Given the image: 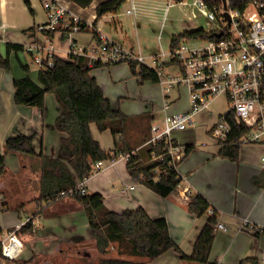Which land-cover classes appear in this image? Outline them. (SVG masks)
<instances>
[{"label":"crops","instance_id":"crops-1","mask_svg":"<svg viewBox=\"0 0 264 264\" xmlns=\"http://www.w3.org/2000/svg\"><path fill=\"white\" fill-rule=\"evenodd\" d=\"M60 1L71 13L93 24L97 18V6L106 0H93L90 11L86 10L89 6L84 8L72 0ZM42 5L44 6V3ZM32 9L33 12L24 0H0L1 53L7 55V43L23 45L22 50L16 52L12 49L9 52V68L0 67V155L4 154L5 163V170L0 174V252L1 241L7 231L13 230L21 221L26 224L33 220V232L20 233L24 242L22 253L18 258L7 261L0 254V264H98L103 255L98 252L86 208L70 195L52 200L39 199L43 169L40 154L43 152L68 163V159L60 152L62 138L67 134L56 127V118L62 112V106L54 92L46 93L43 109L17 104L14 100V79L30 77L38 82L41 67L33 61V54L25 50L30 43H37L45 49L53 46L56 55L67 59L63 54L68 56L66 50L69 48L70 39L67 43L64 41L66 33L62 27L49 36L46 32L51 29H41V26L48 22L47 13L45 20L38 21L37 12L33 7ZM119 10L100 17L95 30L104 32L105 26L114 28L115 32L106 31L104 34L134 50L126 35L119 31V27L123 29L120 16L127 14L126 11L121 13ZM84 11L89 13L88 17L93 16L91 21L88 17H83L81 13ZM90 27L94 29L93 26ZM91 28L87 31H91ZM58 32H61L63 37L60 44L56 45ZM80 32L82 31L74 35L77 41ZM97 41L98 38L92 34V39L84 43ZM105 66L111 65L93 68L91 74L96 77L105 95L111 99L105 92L106 83L99 78L98 73H93L94 69H102ZM161 89L164 101L165 92L162 85ZM177 91H172L171 103L175 101L173 97H176ZM217 102L221 104L218 108L215 107ZM111 103L113 108H116L112 99ZM211 107L212 111H201L197 114H200L199 120L195 118L194 123L189 125L204 126L209 136L205 135L202 144L195 141L184 143L185 146L193 144L195 147L179 163L177 171L182 181L167 196H162L136 181L128 171V159L123 157L128 148L135 153L147 146L151 126L147 132L142 130L137 133L134 130L118 134L115 138L110 129L101 131L92 123L94 138L105 150L118 151V154L105 160L99 172H94L86 178V190L88 193V189L100 192L104 205L109 210L122 212L141 206L154 219L166 218L172 239L190 255L201 230L212 216L209 211L202 216H196L189 211L185 191L190 188L192 195L200 193L210 202L211 208L216 212L217 221L228 227L215 229L210 261L218 264H239L247 257H255L259 264H264V167L261 164L264 144H242L238 160L218 154L222 145L212 139L210 129L224 107L223 99H217ZM209 117L213 118L212 122L206 121ZM21 134L30 137L34 153L6 152L7 139ZM159 172L154 171L156 178H159ZM246 221L260 225L263 230L258 236L244 230ZM105 256L142 261L144 264H183L180 254L173 248L156 258L148 259L134 254L129 244L119 241L110 243Z\"/></svg>","mask_w":264,"mask_h":264},{"label":"trees","instance_id":"trees-1","mask_svg":"<svg viewBox=\"0 0 264 264\" xmlns=\"http://www.w3.org/2000/svg\"><path fill=\"white\" fill-rule=\"evenodd\" d=\"M82 7H88L93 0H72ZM127 0H106L96 8L97 18L91 28L93 35L98 38L95 25L100 17L107 13L117 12ZM179 2L182 0H178ZM253 0H228L229 6L241 11ZM30 11L33 12L31 0H24ZM207 7L212 10L214 5L222 6L224 0H204ZM55 29L46 33L51 36ZM87 22H81V31L89 30ZM215 36L213 31H207L200 27L194 30H185L176 34L171 39L170 47L175 49L183 38ZM23 49L22 44L7 43V55L0 51V67L9 68L11 61L9 52ZM172 64V63H170ZM132 73L138 75L142 80L160 81L157 69L136 60L129 62ZM104 66L96 64L90 66L86 57L77 55L69 56L68 59L55 55L54 65L41 67L38 73V82L30 77L14 79L16 88L14 100L17 104L37 106L41 109L45 106L47 92H54L58 102L62 106V112L56 118L58 130L67 134L62 138L60 152L63 159L53 158L40 154L42 160L41 193L39 199H58L70 195L82 204L88 211L90 226L96 240L98 252L103 255L98 264H144L142 261L122 257L105 256L112 241L129 244L134 254L153 259L169 249H175L183 260V264H218L210 261V252L215 238L216 215H212L201 230L193 252L186 254L172 239L166 218H152L144 207L125 209L122 212L109 210L104 205V198L100 192L82 193L80 190L70 194L72 188L77 186L79 178H85L93 171V164L97 160H107L115 157L116 152L105 150L101 143L94 138L91 124L95 123L99 130L110 129L115 138L118 134H124L126 114L120 109H114L111 100L105 95L91 70ZM28 69L27 66H24ZM232 131L228 137L221 141L222 146L218 154L232 160L240 158L242 138L248 131V126L238 123L229 117ZM195 146H186L188 155ZM167 149L165 140L147 144L145 157L141 154L130 153L127 160V168L131 176L138 182L146 185L156 193L167 196L182 181L178 171L169 166L170 156L165 154ZM5 151H20L30 154L34 153L31 139L26 135L10 137L5 143ZM144 152V153H145ZM163 156L153 159L154 156ZM185 155V156H186ZM5 170L4 154L0 155V174ZM161 170L159 178L154 171ZM188 209L196 216L204 215L210 208V202L202 195H192L188 200ZM32 233L33 220H29L19 233ZM261 232H256L258 236ZM1 254V252H0ZM259 264L255 257H247L239 264Z\"/></svg>","mask_w":264,"mask_h":264},{"label":"built area","instance_id":"built-area-1","mask_svg":"<svg viewBox=\"0 0 264 264\" xmlns=\"http://www.w3.org/2000/svg\"><path fill=\"white\" fill-rule=\"evenodd\" d=\"M224 1L227 2V8L223 2L222 6L214 5L212 9L219 20V24L211 30L215 33L214 37L183 38L175 49L170 47L168 52L163 50L154 56L153 65L146 63L145 56L110 39L102 31H97V43L77 41L74 35L81 31L83 19L71 13L60 0H43L48 22L41 26V29L64 27L70 39L68 56H84L90 66L136 60L157 69L159 82L165 92L163 103L165 112L171 104L172 91L178 90L182 83L188 87L189 109L181 113L166 114L163 124L156 123L151 126V136L146 142L156 144L165 140L167 146L165 154L171 159L169 166L177 170L186 155V146L173 137V132L186 129L194 123L196 115L201 111H212V103L220 98L223 99L224 107L210 129L212 139L222 145L221 141L232 131L229 120V117H232L238 123L248 126V131L242 138L243 144H264V0L251 1L243 11L231 8L228 0ZM130 2L126 13L136 16L140 10L142 11L143 5L140 0ZM180 3L199 5L200 11L204 14L210 11L204 0H182ZM173 4L170 0L164 7L165 16ZM226 11L229 18L225 15ZM193 15L196 13L193 12ZM89 26L93 24L90 23ZM25 50L33 54V61L40 67L54 65L56 54L53 46L45 49L37 43H30ZM166 57L168 58L166 61L162 60ZM170 63L174 65V70L166 75L162 67L171 65ZM132 153L139 155L138 151ZM129 156L130 153L123 154L126 159H129ZM162 157L161 155L157 158ZM104 162L105 160L94 162L90 175L99 172ZM261 164L264 167V153ZM87 177L81 178L77 186L68 193L73 194L78 190L86 193ZM191 195L192 190L188 188L185 191L186 200H189ZM208 211L211 215H216L214 209L210 208ZM24 225L25 222L21 221L13 230L5 233L1 241V256L6 261L18 258L22 253L24 242L19 232ZM227 228L222 222L217 221L215 224V229ZM243 229L254 234L263 230L260 225L249 221L244 222Z\"/></svg>","mask_w":264,"mask_h":264},{"label":"rangeland","instance_id":"rangeland-1","mask_svg":"<svg viewBox=\"0 0 264 264\" xmlns=\"http://www.w3.org/2000/svg\"><path fill=\"white\" fill-rule=\"evenodd\" d=\"M169 2L170 0H140L143 8L136 16L127 14H122V16H120L123 29L119 27V31L126 35L128 42L134 46L133 48L136 53L146 56V62L150 63V65L154 64L153 56L162 53L163 50L166 52L169 51L171 39L174 35L185 30H194L200 27L211 31L219 24L218 17L212 10L204 14L200 11L199 5L189 3L183 4L178 0H172L174 4L169 7L165 16L164 7H166ZM42 4L43 1L41 2V0L32 1V7L37 12L38 21L46 19V12ZM130 4V0L124 2L119 12H125ZM86 10L90 11L91 7L89 6ZM193 12L196 13L195 16ZM81 14L83 17L85 16L84 18H87L89 15L86 11ZM103 31L115 32L114 28L108 26H105ZM92 34V30H85L80 32L77 38L80 43H84V41H88L90 38L92 39ZM113 36H115V34H113ZM61 37H63L62 33L58 32L55 39L56 45L60 44ZM63 38L66 43L69 41L67 35ZM63 55L69 58L66 54ZM167 59L166 57L162 60L166 61ZM162 69L165 71L166 75H169V73L174 70V65H166L163 66ZM93 73H98L99 78L106 83L105 92L116 105L114 109L120 108V110L126 114L127 118L124 134L134 130L137 133L142 130L143 132H147L149 127L153 124H163V119L166 114L181 113L190 106L188 87L182 83L178 87L176 97H173L175 101L171 103V106H169L165 112L163 108L164 101L161 83L152 80H142L138 75L132 73L129 62L127 61L119 62L114 65L111 64V66H105L98 70L94 69ZM220 105L221 104L217 102L215 107L218 108ZM199 115L195 117L197 121L199 120ZM204 119H206V117ZM206 121L212 122L213 118L209 117ZM205 135H207L206 137L209 136V134L205 132L204 126L199 124L197 126H189L185 130H176L173 132V137L183 144L192 141H195L197 144H202L205 140ZM146 147L145 145L144 149L140 148L141 151H138L139 154L142 153L145 160H147L145 157ZM153 159L159 158L154 156ZM90 190L91 189H88L89 193L92 192Z\"/></svg>","mask_w":264,"mask_h":264},{"label":"water","instance_id":"water-1","mask_svg":"<svg viewBox=\"0 0 264 264\" xmlns=\"http://www.w3.org/2000/svg\"><path fill=\"white\" fill-rule=\"evenodd\" d=\"M224 7L227 8V2H226V1H224ZM225 15L229 18V13H228V11L225 12Z\"/></svg>","mask_w":264,"mask_h":264},{"label":"bare ground","instance_id":"bare-ground-1","mask_svg":"<svg viewBox=\"0 0 264 264\" xmlns=\"http://www.w3.org/2000/svg\"><path fill=\"white\" fill-rule=\"evenodd\" d=\"M92 17H93V16H89V17H88V20L91 21V20H92Z\"/></svg>","mask_w":264,"mask_h":264}]
</instances>
